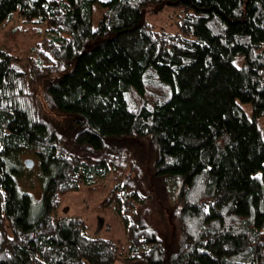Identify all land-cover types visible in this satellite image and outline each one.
<instances>
[{
  "label": "trees",
  "instance_id": "trees-1",
  "mask_svg": "<svg viewBox=\"0 0 264 264\" xmlns=\"http://www.w3.org/2000/svg\"><path fill=\"white\" fill-rule=\"evenodd\" d=\"M165 4L183 9L175 34L144 19ZM15 15L47 36L27 73L0 50V264H264V0H0V25ZM28 78L41 85L33 102ZM135 143L155 153L154 180L178 187L170 244L118 162ZM23 151L46 176L37 214L10 165ZM110 173L122 182L105 207L128 252L59 214L65 195Z\"/></svg>",
  "mask_w": 264,
  "mask_h": 264
},
{
  "label": "rangeland",
  "instance_id": "rangeland-1",
  "mask_svg": "<svg viewBox=\"0 0 264 264\" xmlns=\"http://www.w3.org/2000/svg\"><path fill=\"white\" fill-rule=\"evenodd\" d=\"M107 2L109 0H99ZM104 10L100 4L94 7L93 28H97ZM183 15V9L179 6L158 5L152 6L144 13V19L149 22L157 32L175 34L178 31V21ZM47 36L44 24H26L24 20L15 15L10 21L0 25V50H9L19 61V66L24 73L29 69V56H34V46ZM26 58V59H25ZM28 99L32 102L35 98H41V85L37 78H28L26 84ZM39 104V102H38ZM45 113L43 107L39 108ZM243 109L250 116L251 105H243ZM259 127L264 132V118L259 121ZM138 143L125 152L123 158H118L119 164L130 165L141 181V193L144 197V218L150 229L157 236L170 244L179 238V230L174 220L177 207L178 187L175 182L164 183L154 180L155 153L149 154ZM130 152V153H129ZM27 160L33 161V166L28 168ZM10 165L16 169L17 186L20 192L29 194L33 201L34 214L41 210V203L46 184V176L43 174L38 159L28 152L15 154ZM122 182L120 174L110 173L105 178H94L90 184L85 185L79 192L65 195L59 209L60 215L67 217H80L87 225L90 236L97 235L103 239L113 241L120 240L128 252L130 250L127 241L125 226L120 216L112 207H105L109 193Z\"/></svg>",
  "mask_w": 264,
  "mask_h": 264
},
{
  "label": "water",
  "instance_id": "water-1",
  "mask_svg": "<svg viewBox=\"0 0 264 264\" xmlns=\"http://www.w3.org/2000/svg\"><path fill=\"white\" fill-rule=\"evenodd\" d=\"M25 164H26V166H27L28 168H31V167L33 166V161H31V160H27V161L25 162Z\"/></svg>",
  "mask_w": 264,
  "mask_h": 264
}]
</instances>
